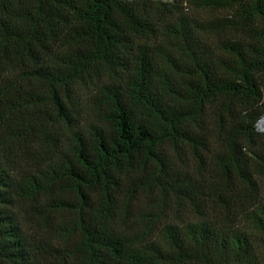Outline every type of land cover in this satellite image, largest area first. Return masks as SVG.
<instances>
[{
  "label": "trees",
  "instance_id": "obj_1",
  "mask_svg": "<svg viewBox=\"0 0 264 264\" xmlns=\"http://www.w3.org/2000/svg\"><path fill=\"white\" fill-rule=\"evenodd\" d=\"M263 118L264 0H0V264L46 208L89 264H264ZM155 189L195 220L134 245L112 222Z\"/></svg>",
  "mask_w": 264,
  "mask_h": 264
},
{
  "label": "rangeland",
  "instance_id": "obj_2",
  "mask_svg": "<svg viewBox=\"0 0 264 264\" xmlns=\"http://www.w3.org/2000/svg\"><path fill=\"white\" fill-rule=\"evenodd\" d=\"M187 12L199 20L221 18L226 14L189 8ZM176 162L181 167L184 165L195 168L186 151L180 158L176 157ZM260 187V199L264 202V182H261ZM79 213L78 209L56 211L48 208L31 214L22 212L31 264H89L80 243ZM153 216L157 228L168 222L177 224L195 220V214L185 203H178L171 196L164 197L155 189L150 195L142 196L140 202L128 213L121 211L113 220L112 226L129 242L144 246L152 240H158V236L154 234L156 232H153L151 237H144L149 227L148 220ZM84 217L86 220L89 218L88 215ZM244 227L248 229V223H245ZM258 257L264 261L263 250L258 251Z\"/></svg>",
  "mask_w": 264,
  "mask_h": 264
},
{
  "label": "bare ground",
  "instance_id": "obj_3",
  "mask_svg": "<svg viewBox=\"0 0 264 264\" xmlns=\"http://www.w3.org/2000/svg\"><path fill=\"white\" fill-rule=\"evenodd\" d=\"M258 128L260 131H264V118L259 122Z\"/></svg>",
  "mask_w": 264,
  "mask_h": 264
},
{
  "label": "built area",
  "instance_id": "obj_4",
  "mask_svg": "<svg viewBox=\"0 0 264 264\" xmlns=\"http://www.w3.org/2000/svg\"><path fill=\"white\" fill-rule=\"evenodd\" d=\"M153 2H161V3H172L174 0H149Z\"/></svg>",
  "mask_w": 264,
  "mask_h": 264
},
{
  "label": "water",
  "instance_id": "obj_5",
  "mask_svg": "<svg viewBox=\"0 0 264 264\" xmlns=\"http://www.w3.org/2000/svg\"><path fill=\"white\" fill-rule=\"evenodd\" d=\"M258 130H259V128H258Z\"/></svg>",
  "mask_w": 264,
  "mask_h": 264
}]
</instances>
